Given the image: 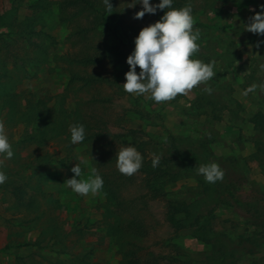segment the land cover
<instances>
[{
  "label": "rangeland",
  "instance_id": "374dc122",
  "mask_svg": "<svg viewBox=\"0 0 264 264\" xmlns=\"http://www.w3.org/2000/svg\"><path fill=\"white\" fill-rule=\"evenodd\" d=\"M61 1L0 0V16L5 10L9 12L0 25V34H9L11 38L9 44L0 41V68L7 66L9 76L1 80L10 81L16 95L14 104L18 105L0 108V121L5 124L14 152L0 167L8 177L0 184V264H49L61 260L65 264H79L80 259L87 260L88 256L90 264H124L122 250L128 251V248H123L122 240L135 242V236L131 231L122 239L115 234L106 235L105 222L111 215L103 211L105 200L101 192L82 196L63 184L75 175L71 168L81 159L87 161L80 164L82 178L86 179L91 174L90 169L95 167L99 173H109L112 182L124 181L121 195L132 201L136 212L123 215L117 211L122 215L118 217L120 225H127L133 218L141 222L135 242L138 245L133 248L137 249L136 254L132 257L143 263H154L161 258V264H210L204 255L208 251L206 244L190 236L189 230L177 233L167 219L169 201L194 199L195 193L201 194L194 177L168 185L162 190L164 194L161 190L152 193L144 182L146 174L140 171L133 175V182L122 178L114 157L121 147H126L124 142L133 138H119L111 148L101 146L106 143L104 139L92 146L72 145L67 128L65 133L51 134L52 138L42 145L40 140L34 139L40 126L25 116L26 103L45 101L55 114L60 109L72 112L69 118L72 120H76L79 110L84 120H88L85 114L97 110L99 116L94 125L98 133L105 129L112 135H123L133 124L138 127L148 124L147 132L151 136L140 135L151 144L146 148L147 160L159 153L165 154L172 137L182 143H190V137L210 140L209 161L219 165L227 157L237 159L234 171L225 168L226 178L232 177L240 185L242 190L238 195L242 199H250L255 193L251 188L255 183L264 190L263 175L253 170L257 167L255 162L247 161L253 153V143L238 140L251 134V125L247 122L258 111L264 113V93L259 89L247 96L242 93L252 83L264 82V71L259 68L264 63V36L245 31L244 25L250 16L261 11L264 0H175L177 9L189 2L192 4L193 30L201 31L197 41L199 51L192 58L204 63L214 60L216 76L194 87L187 95L160 103L127 93L122 87L126 82L125 73L129 71L127 57L135 48L134 39L143 27L156 22L154 16L145 14L142 19H134L142 5L129 8L132 0H117L119 13L112 21L123 24L121 30L129 35V39L123 41L113 38L104 26H92L94 13L70 16ZM150 3L154 4V0ZM32 4L37 8H32ZM14 5L18 7L15 11L12 10ZM11 21L15 25L9 32ZM257 42H261L259 47H256ZM102 51H111V55L99 59ZM139 71L137 67V73ZM90 74L100 75L102 79L88 86L78 78L72 82L74 75ZM250 76L253 77L250 79ZM205 87H211L212 93L205 92ZM94 95L110 102L93 105L90 101ZM203 96H209L213 104V99L219 100L221 105L201 116L197 104ZM212 112L219 115L218 119H212ZM238 128H242L243 137ZM41 137L49 138L47 134ZM14 185L25 191V200L34 196L36 205L43 210L39 220L24 221L26 224L21 225L26 213H18L12 207L16 199ZM203 207L206 215L202 221L208 228L225 230L242 242L233 248L238 249L237 258H227L224 264H233V261L234 264H264V232H259L260 227L246 212L233 207L216 208L209 202ZM248 238L256 239L255 244L246 241ZM245 243L249 246L245 247ZM7 246L11 249L4 250ZM44 246L46 249L42 250Z\"/></svg>",
  "mask_w": 264,
  "mask_h": 264
},
{
  "label": "trees",
  "instance_id": "16d2710c",
  "mask_svg": "<svg viewBox=\"0 0 264 264\" xmlns=\"http://www.w3.org/2000/svg\"><path fill=\"white\" fill-rule=\"evenodd\" d=\"M160 0H154V4L159 3ZM110 3L113 6V12L108 15L105 5L103 3V0H62L61 5L62 8L70 13V16L75 15H81L83 13H94L95 18L93 20L92 26H104L105 29H107L111 36L115 39L120 38L124 41V38L129 39V35L124 31V29L121 30V26L123 28V24L113 23V18L117 16L119 11L117 10V0H110ZM36 4V3H35ZM178 3H176L175 0H173L172 7L177 8ZM32 8L36 5H31ZM17 5L12 6V10H17ZM11 10V9H10ZM166 11V10H165ZM8 10L0 16V25L3 24L4 17L8 14ZM164 14L163 11L158 10L156 14H152L155 18V21L159 20L160 17ZM123 18V17H122ZM15 25V22L11 21L9 23L8 31L11 32L13 26ZM200 25V24H199ZM27 28H31V25H27ZM27 33V32H26ZM11 35V34H10ZM28 36V33L25 37ZM9 34H0V41H5L9 44L8 41H10ZM116 50V49H115ZM114 51V50H113ZM117 52V51H116ZM102 54L99 56L100 58H103L105 56H110L111 51H102ZM7 66H1L0 68V108H4V105H11V106H18L13 100V98L16 96L13 93V89L10 87V81L9 82H2V78H9L7 72H8ZM253 73H255V67L251 69ZM252 73V72H251ZM252 75V74H251ZM253 76H250V79ZM75 78H78L84 83V86H88L91 84H97L102 77L100 75L90 74L88 76H80V75H74L72 78V82ZM252 83V82H251ZM255 83V82H254ZM253 84V83H252ZM200 99V104H196L199 106L198 109L200 111V115H207L208 110L216 109L218 108V105H221V102L219 100L213 99L215 102L210 103L209 96H203ZM1 101L4 102L1 104ZM93 105H97L98 103L105 102L109 103L110 100L101 98L99 95H94V97L90 101ZM210 103V105H209ZM26 112L25 116L33 121L34 123L38 124L39 127V134H37V137H34V139H37L40 143L42 142V145L45 144V141L52 138L51 134L56 136L61 134V132L65 133L66 129L69 128L70 125L74 123H82L86 128V138L83 141V145L85 146H92L95 145L97 142H99L100 139H104L106 143L101 144V146L104 148L107 146L108 148L112 147V144H114V141L119 138L125 137V138H133L132 141L126 140L124 142L126 144V147L128 146H134L144 157L143 166L139 170L142 173L146 174V178H144V182L146 183V187H148L149 190H152L153 192H157L158 190L162 192V190H165V188L168 185H171L174 182H178L182 180L183 178H192L194 177L195 180H197V186L202 191L195 193L196 198H183V200L175 199L171 200L168 203L169 211L167 212V219L169 220L171 226L175 229L177 233L183 232L184 230H189V235L193 236L195 238H198L206 246L208 247V251L204 253L206 261L210 264H224L226 262L227 258L235 259L237 258L236 252L238 249H233L239 247V244H241V241H237L236 239H233L229 233H227L225 230L218 231V230H212L208 228L204 221H202V218L206 215L204 214V205L209 202L210 204H213L216 208L220 207H230V208H237L240 210H243L246 212L247 216L250 217L252 222L255 224H258L260 227V233L264 232V190L258 186V183H255V187L251 186V188H254V195L251 196L250 199H242L238 192L242 190L235 182L232 177L226 178V169L230 168L234 171V166H236L237 159L233 158H226L223 160L224 162L219 164L221 169L224 171L225 175L222 181H218L216 183H208L204 180L203 176L197 175L195 167H198L200 164H207L210 163L209 161V154L212 155L211 146L208 144L211 143L210 140L207 142L204 139H201V137H198L196 139H192L190 137V140H192L190 143L185 142L182 143L181 140L178 138H171V141L168 143L169 147L166 148L165 154H157L159 156V164L156 167L152 166V158L147 160L145 158L146 156V148L147 146H151V144L147 141H143L140 137L141 134H146L147 136H151L147 132V128L149 127L148 124L146 126L138 127L137 125L133 124L131 125V129L128 130L125 134H118V135H112L108 130H103L102 133H98V130L96 128L95 121L98 118L97 110L92 114H85L84 118L88 120L83 119V113L79 110L76 112V120L69 119L73 116L72 112H69L65 109H60V112L58 114H55L52 111V108H50L45 101H37L33 102L32 100H29L26 103ZM195 104V105H196ZM213 104V105H211ZM213 113L212 119H215L219 117L215 112ZM142 118V117H141ZM90 119V120H89ZM93 120V121H91ZM247 124L251 125V134L248 137H245V139L242 141L238 140L241 143L244 142H251L254 145L253 153L249 157V162L252 161V163H256L257 167L256 169H253L254 167H251L253 170L259 171L261 175H263L262 179L264 180V113L262 111H258L251 119L247 122ZM246 124V125H247ZM146 128V129H145ZM234 128V126H233ZM237 128V127H235ZM238 130L241 133V137H243L242 128H238ZM47 134L49 138L41 137L42 135ZM210 136V134H209ZM210 139V138H209ZM121 142H123L121 140ZM106 145V146H105ZM164 149V148H163ZM161 149V150H163ZM112 151V150H111ZM114 160L115 157H114ZM49 161V159H48ZM246 161V166L249 167V164ZM95 163V161H94ZM223 164V165H222ZM252 166V165H250ZM103 180L104 185L103 189L100 191L101 194L104 196L103 200L104 202V210L110 213L111 217L107 218L106 227H107V233L106 235L110 236H117L122 239L123 236H125L128 231H131L130 233L135 236V240L137 241V234L139 232V228L141 227V222L137 221L135 218L132 219L130 223L127 225H120L121 221L119 220V216L128 215V214H135V209L131 205L132 201H128L127 199H123V196L121 195L122 188L125 186L123 183L124 181H121V183L112 182L111 178H109V173H99ZM122 178H125L129 182H133L134 178L133 176L128 177L123 174H121ZM264 184V183H263ZM257 186V187H256ZM15 190V203L12 206L16 209L18 213H26V217L23 220L22 224L26 223H33L34 220H39L42 216V208L37 206L36 201L33 197H29V199L25 200V191L21 190L17 185L13 186ZM162 194H164L162 192ZM155 196H160L159 194H156ZM154 196V198H155ZM202 196V197H201ZM210 199V201H209ZM207 201V202H206ZM121 214H119L118 212ZM137 218V217H136ZM200 219V220H199ZM24 221L26 223H24ZM196 221V222H194ZM199 225V227L197 226ZM203 225V226H200ZM106 230V229H105ZM210 233H214V236L211 237ZM141 234V233H140ZM143 236V235H141ZM114 238V237H113ZM256 239L248 238L246 241L252 242L255 244ZM60 241V240H59ZM118 244L120 245L119 240ZM123 242L121 245L126 246L128 248V251H125V248L122 250L125 262L124 264H161L160 259H156L154 263H143L141 260L132 257L131 255L136 254L137 249L135 248L138 244L135 242H131L127 239H123ZM60 242H63L62 240ZM59 244V242L57 243ZM22 246H30L29 244H23ZM245 247L249 246L247 243L244 245ZM256 246V245H254ZM130 247V249H129ZM66 248V247H65ZM11 249L10 246H7L4 250ZM41 249L45 250L46 246L41 247ZM250 251V249H248ZM231 253V254H230ZM230 256V257H229ZM89 257V256H88ZM86 259H80L79 264H90V262ZM24 263V262H23ZM66 263V262H65ZM62 260L49 262V264H65ZM235 261H233V264Z\"/></svg>",
  "mask_w": 264,
  "mask_h": 264
},
{
  "label": "clouds",
  "instance_id": "9594fccd",
  "mask_svg": "<svg viewBox=\"0 0 264 264\" xmlns=\"http://www.w3.org/2000/svg\"><path fill=\"white\" fill-rule=\"evenodd\" d=\"M103 3L110 15L113 12L110 0H103ZM136 4H141L142 10L134 14V19H142L145 14H156L158 10L164 14L156 22L143 27L135 37V48L126 61L129 71L125 73L126 82L122 85L125 92L143 95L146 99L160 103L174 100L178 95H187L194 87L215 78L214 60L204 63L192 58L199 51L197 41L201 38V31L193 30V6L190 2L177 9L172 7L173 0H160L157 4L150 3V0H132L128 7L133 8ZM260 8V12L248 18L244 30L264 36V5H260ZM260 43L257 42L256 47H259ZM137 67L140 69L139 73ZM259 68L264 71V63H261ZM257 89L264 93V82L251 84L242 94L247 96ZM204 91L211 94L213 89L205 87ZM69 131L72 145L83 143L86 128L82 123L70 125ZM13 155L5 124L0 121V156L3 157L0 159V167ZM115 159L118 171L128 177L136 174L144 161L143 155L134 146L121 147L116 152ZM159 159V156L154 155L153 167L158 166ZM81 163L86 164L87 161L81 159L80 163H76L71 168L75 175L66 179L63 184L78 195L98 194L104 185L102 176L93 167L90 169L91 174L86 179L82 178ZM195 170L197 175L203 176L208 183L222 181L225 175L215 162L200 164ZM7 179V174L0 171V184L5 183Z\"/></svg>",
  "mask_w": 264,
  "mask_h": 264
}]
</instances>
